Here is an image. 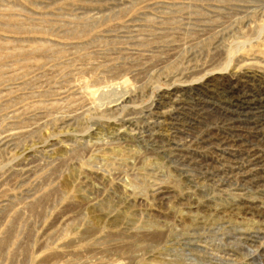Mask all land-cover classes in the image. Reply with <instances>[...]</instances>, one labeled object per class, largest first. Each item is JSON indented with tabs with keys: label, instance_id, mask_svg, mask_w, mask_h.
Instances as JSON below:
<instances>
[{
	"label": "rangeland",
	"instance_id": "obj_1",
	"mask_svg": "<svg viewBox=\"0 0 264 264\" xmlns=\"http://www.w3.org/2000/svg\"><path fill=\"white\" fill-rule=\"evenodd\" d=\"M0 264H264V0H0Z\"/></svg>",
	"mask_w": 264,
	"mask_h": 264
},
{
	"label": "bare ground",
	"instance_id": "obj_2",
	"mask_svg": "<svg viewBox=\"0 0 264 264\" xmlns=\"http://www.w3.org/2000/svg\"><path fill=\"white\" fill-rule=\"evenodd\" d=\"M123 82H124V81H123ZM122 96H123V95H122ZM122 96H121V97H122ZM118 99H119V98H118ZM112 103H113V102H112ZM113 104H114V103H113ZM115 104H116V103H115ZM112 106H113V105H112ZM116 107H117V106H116Z\"/></svg>",
	"mask_w": 264,
	"mask_h": 264
}]
</instances>
